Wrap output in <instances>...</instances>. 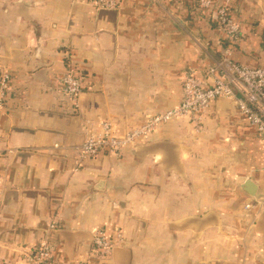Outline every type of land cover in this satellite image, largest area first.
Returning a JSON list of instances; mask_svg holds the SVG:
<instances>
[{
	"label": "crops",
	"instance_id": "crops-1",
	"mask_svg": "<svg viewBox=\"0 0 264 264\" xmlns=\"http://www.w3.org/2000/svg\"><path fill=\"white\" fill-rule=\"evenodd\" d=\"M211 1L100 10L0 0V73L11 76L0 103V264H24L44 240L57 264H78L98 229L121 234L98 264H264V145L235 99L215 100L200 131L174 118L120 154L76 164V146L103 123L129 131L181 102L185 71L204 77L228 44L219 5L240 23L232 57L264 67V0ZM71 70L84 87L77 102L61 88Z\"/></svg>",
	"mask_w": 264,
	"mask_h": 264
},
{
	"label": "built area",
	"instance_id": "built-area-1",
	"mask_svg": "<svg viewBox=\"0 0 264 264\" xmlns=\"http://www.w3.org/2000/svg\"><path fill=\"white\" fill-rule=\"evenodd\" d=\"M98 8L116 9L119 0H89ZM199 8H210L211 0H197ZM216 29L220 36L227 39V45L221 57L210 64L204 77L198 76L194 69L185 71L183 76V98L175 107L148 116L144 122L126 132L125 137L114 130L109 121L103 123V132L89 134L76 146L77 167L103 151L120 154L124 147L147 137L162 123L178 117H188L196 131L203 125L204 112L219 98L235 99L246 121L256 128L258 138L264 145V67L242 64L232 57L234 46L242 40L240 23L237 22L226 4L219 5L214 12ZM10 73H0V103L9 89ZM62 89L66 95L77 102L79 94L84 91L81 77L73 70L61 78ZM137 143V142H136ZM2 201L0 200V213ZM54 227V224L51 225ZM112 239L104 229H98L85 258L78 264H98L108 258L118 239ZM24 264H57L56 248L48 240L42 241L30 249Z\"/></svg>",
	"mask_w": 264,
	"mask_h": 264
},
{
	"label": "water",
	"instance_id": "water-1",
	"mask_svg": "<svg viewBox=\"0 0 264 264\" xmlns=\"http://www.w3.org/2000/svg\"><path fill=\"white\" fill-rule=\"evenodd\" d=\"M100 10H116V9H106V8H99ZM84 91H82L80 94H79V97L81 96V94L83 93ZM127 131H122L121 135L122 137H125V134H126ZM103 185V181H101L99 184H98V187H102ZM246 185H250V188H251V191H250V195H255V190H256V186L252 183V181H247ZM251 201V200H249Z\"/></svg>",
	"mask_w": 264,
	"mask_h": 264
},
{
	"label": "rangeland",
	"instance_id": "rangeland-1",
	"mask_svg": "<svg viewBox=\"0 0 264 264\" xmlns=\"http://www.w3.org/2000/svg\"><path fill=\"white\" fill-rule=\"evenodd\" d=\"M82 166H83V165H82ZM82 166H81V167H82Z\"/></svg>",
	"mask_w": 264,
	"mask_h": 264
}]
</instances>
